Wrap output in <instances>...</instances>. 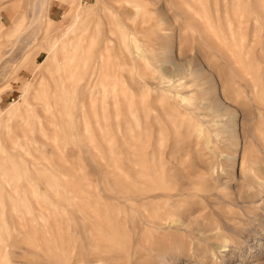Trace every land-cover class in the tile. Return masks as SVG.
I'll list each match as a JSON object with an SVG mask.
<instances>
[{
    "label": "rangeland",
    "instance_id": "rangeland-1",
    "mask_svg": "<svg viewBox=\"0 0 264 264\" xmlns=\"http://www.w3.org/2000/svg\"><path fill=\"white\" fill-rule=\"evenodd\" d=\"M0 236V264H264V0H0Z\"/></svg>",
    "mask_w": 264,
    "mask_h": 264
},
{
    "label": "bare ground",
    "instance_id": "bare-ground-1",
    "mask_svg": "<svg viewBox=\"0 0 264 264\" xmlns=\"http://www.w3.org/2000/svg\"><path fill=\"white\" fill-rule=\"evenodd\" d=\"M4 226H5V224H4ZM1 237V236H0ZM6 239V238H5ZM1 263H2V261H1Z\"/></svg>",
    "mask_w": 264,
    "mask_h": 264
}]
</instances>
